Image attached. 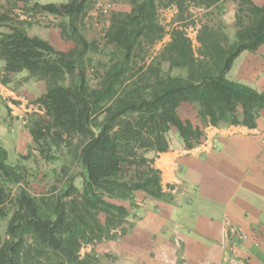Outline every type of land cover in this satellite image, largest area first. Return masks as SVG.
I'll return each instance as SVG.
<instances>
[{
    "label": "trees",
    "instance_id": "obj_1",
    "mask_svg": "<svg viewBox=\"0 0 264 264\" xmlns=\"http://www.w3.org/2000/svg\"><path fill=\"white\" fill-rule=\"evenodd\" d=\"M88 1L35 2L27 8L67 18L75 43L68 51L28 34L29 22L0 10V81L6 83L9 74L23 70L47 77L44 92L34 100L45 116L36 114L28 127L32 150L49 162L51 147L76 138L73 156L83 170L81 188L68 180L56 197L35 196L17 185L25 181L24 168L19 161L9 163L0 144V223L5 222L0 264H85L90 256L80 257L82 245L114 238L113 231L122 228L135 206L137 192L169 200L155 157L168 150L170 132L188 147L202 136L199 126L178 115L181 103L196 106L202 126L254 127L264 107V91L226 76L240 52L264 43V4L232 0L237 26L233 38L220 26L202 24L196 30V49L184 28L174 26L169 40L146 62L148 47L165 34L158 20L160 7L174 6L182 17L191 5L215 7L218 13L225 0H126L129 10L114 12L105 34L114 43L108 60L100 63L105 69L90 85L85 56L99 50L75 26L85 16ZM74 73L76 78L64 83ZM8 184L16 185L14 194Z\"/></svg>",
    "mask_w": 264,
    "mask_h": 264
},
{
    "label": "crops",
    "instance_id": "obj_2",
    "mask_svg": "<svg viewBox=\"0 0 264 264\" xmlns=\"http://www.w3.org/2000/svg\"><path fill=\"white\" fill-rule=\"evenodd\" d=\"M235 14L236 3L225 0L210 26H220L231 40ZM226 76L264 91V43L240 52ZM10 82L0 81V136L8 130L11 105H3L4 99H20ZM193 107L197 110L183 102L177 113L202 129L199 142L188 147L170 132L168 150L154 159L169 200L137 192L123 232L93 247L104 255L103 264H218L232 258L238 264H264V107L254 127L202 126ZM84 249L88 253L92 245Z\"/></svg>",
    "mask_w": 264,
    "mask_h": 264
},
{
    "label": "rangeland",
    "instance_id": "obj_3",
    "mask_svg": "<svg viewBox=\"0 0 264 264\" xmlns=\"http://www.w3.org/2000/svg\"><path fill=\"white\" fill-rule=\"evenodd\" d=\"M67 1V0H66ZM64 0H0V10H8L12 17L24 19L30 23L28 31L31 35L42 38L57 49L68 51L75 45L68 31V21L66 17L59 16L53 13L44 11H28L27 8L35 2L45 3L53 2L61 4ZM106 11H103V5ZM87 11L85 16L78 18L75 21V26L78 31L88 40L94 41L98 47L97 53L87 52L85 56L86 79L90 85H94L98 80L99 75L104 71L105 67L100 63L108 60L110 51L113 49L114 43H108L106 32L109 29L112 14L116 11L126 12L130 6L126 0H89L87 3ZM216 8L211 9L189 6L188 11L180 17L174 6L160 7L158 9V20L164 26L165 34L163 38L155 44L148 47L145 53L146 62L153 56L158 54L159 50L169 40V31L174 26L184 28L187 35L191 38L194 49L198 44L195 40L196 30L202 25H211L217 22ZM29 34V33H28ZM137 63L141 64L142 60L136 59ZM3 63V62H2ZM3 66V64H2ZM2 69V67H1ZM76 73V71H75ZM67 76L64 83L69 84L76 78V74ZM1 78L4 76L0 72ZM11 80V86L17 92V97L4 99L3 105L8 106L7 111V132L0 136V143L7 150V160L14 164L17 161L24 168L25 181H21L17 185L24 186L31 194L35 196H53L61 194L66 188V183L71 180L78 189L82 186L80 174L83 172L81 166L73 156L77 139L65 140L59 146L51 147L50 153L53 158L47 162L36 156L32 150L34 145L31 141V136L28 127L36 114L45 116L44 110L34 102L35 98L44 92L46 86V76L38 73L30 75L26 70L11 73L8 75V80ZM9 96V95H8ZM17 102V103H15ZM195 107H193L194 109ZM197 111V110H193ZM172 139V134H169ZM32 154L28 158H22L28 152ZM11 193L14 194L16 185L8 184ZM11 194V195H12ZM5 222L0 223V234L4 232ZM123 226V225H122ZM117 228L113 231L115 237L124 229ZM99 242L83 244L80 248V257L84 258L89 255L88 262L85 264H103L104 255L98 256L94 250V246ZM87 245H92L90 252H85L84 248Z\"/></svg>",
    "mask_w": 264,
    "mask_h": 264
},
{
    "label": "built area",
    "instance_id": "obj_4",
    "mask_svg": "<svg viewBox=\"0 0 264 264\" xmlns=\"http://www.w3.org/2000/svg\"><path fill=\"white\" fill-rule=\"evenodd\" d=\"M107 4H105V5H103V11H106V8L105 7H108V6H106ZM240 237H245L244 235H241ZM218 264H238V262H237V260L236 259H234V258H232V259H230V260H228V262L226 263V262H220V263H218Z\"/></svg>",
    "mask_w": 264,
    "mask_h": 264
}]
</instances>
